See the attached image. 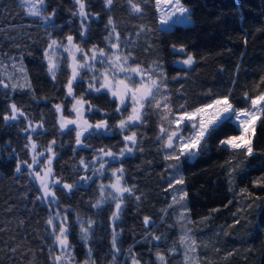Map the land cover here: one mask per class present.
Returning <instances> with one entry per match:
<instances>
[{
	"label": "trees",
	"instance_id": "1",
	"mask_svg": "<svg viewBox=\"0 0 264 264\" xmlns=\"http://www.w3.org/2000/svg\"><path fill=\"white\" fill-rule=\"evenodd\" d=\"M182 2L191 9L192 24L161 29L155 0L141 4L143 14L133 13L127 0H114L110 9L104 0H85L86 11L98 18L90 15L82 37L81 20L73 15L77 11L74 0H46L44 15L56 10L49 21L26 14L20 0H0V79L5 72L11 75L8 70L13 64H23L31 82V89L13 91L0 86V264H55L57 249L47 224L53 208L67 216L68 240L77 262L88 258L90 248L94 264H132L133 255L139 264H159L158 254L165 264H187V258L193 264H264V117L255 127L252 156L219 146L220 140L239 133L231 122H224L207 138V149L195 160L181 157L179 175L170 167L176 161L165 159L172 150L162 148L174 129L175 115L225 95L234 108L249 109L251 99L264 93V0ZM109 17L120 36L119 41L111 40L119 45L115 49L130 57L128 67L139 65L158 80L159 91L151 103H145L142 121L132 122L121 132L119 121L131 114L130 102L117 112V100L107 90H89L94 74L98 77L95 87L100 86L103 65L98 62L95 73L83 69L82 79L73 82L74 97L85 102L82 118L93 125L107 120L112 131L92 136L85 133L78 146L77 129H61V113L55 109L61 104L63 118H76L73 96L67 95L71 78L68 58L59 54L53 79L44 53L51 39L66 44L68 35L85 52L95 46L104 49L105 55L110 53L114 48L105 40L112 30L106 27ZM173 45L177 49L183 45L185 52H173ZM187 54L195 60L190 67L182 63ZM80 57L79 53L82 63ZM11 81L24 83L25 78L17 70ZM13 103L23 115L5 123L3 117L11 115ZM29 123L35 131H24ZM161 128L166 133H161ZM189 129V124L183 128L187 133ZM133 132L138 143L133 147L129 142L132 153L119 156L125 147L124 136ZM29 136L43 159L50 142L55 141L52 175L61 183L52 186L55 202L51 207L37 199L40 190L27 169L32 163L31 148L26 147ZM101 148L110 149L117 158L106 164L102 175H95L91 163ZM81 159L87 168L80 164ZM25 161L16 172V164ZM121 167L122 185L134 191L124 193L120 218L113 225L115 203L94 205L101 199L100 184L110 182L112 170ZM85 177L91 179H82ZM181 177L183 183L177 184ZM64 183L74 187L69 191L63 188ZM146 216L150 218L147 226ZM77 217L94 221L87 242L80 238ZM113 227L119 233L120 249L115 262Z\"/></svg>",
	"mask_w": 264,
	"mask_h": 264
},
{
	"label": "snow or ice",
	"instance_id": "2",
	"mask_svg": "<svg viewBox=\"0 0 264 264\" xmlns=\"http://www.w3.org/2000/svg\"><path fill=\"white\" fill-rule=\"evenodd\" d=\"M21 5L26 8V14L31 16L41 17L45 21H49L56 15V10L54 9L52 13L48 15H44V11L46 10V0H20ZM145 0H140L139 3L133 2V0H127L128 5L130 6V10L135 14H143V9L141 8V4L144 3ZM74 4L77 5V11L73 13L74 16H78L81 20L80 24V35L83 37L87 29L89 27V17L96 16L98 18V14H90L86 11L85 0H74ZM114 4V0H104V5L106 8H111ZM155 7L158 13H161L159 19L161 24L163 25H188L192 23L191 9L186 7L182 0H155ZM111 26V31L109 35L105 37V40L108 41L112 48H118V43H111L113 37L117 41H119V33L115 31V25L112 17L108 18V22L106 27ZM145 28L144 25L140 26L141 31ZM67 43L65 44L63 41H58L56 39H51L48 48L45 49L44 58L48 61V72L52 76L53 79L56 78V71L59 67V60L54 59L56 55V48H63L67 51L71 57V63L69 67L71 68V78L68 80L66 85L67 87V95L73 96L75 103L72 105V110L77 114L78 118H82L83 116V99H76L73 95V82L79 79H82L80 73L83 69H88L95 73V62L100 61L101 63H107L108 69L101 73V83L99 87H95V82L98 77L94 74L91 78V82L89 83V90L100 92L102 89H107L111 92V95L119 100V105L117 107V112L121 111L120 106L126 107V98L130 99L132 102V112L126 118H123L119 121V130L123 132L132 122L142 121L144 112L142 111L145 107V103H151V100L155 98V94L159 91L158 80L152 79V76L149 72L143 70L139 65L136 67H125L129 60V56L115 55L114 59L112 56L105 55L104 49H96L93 46L92 49L88 52H85L83 48H81L78 44L74 42V38L71 35L66 37ZM173 52H185V48L183 45L180 46L179 49L176 48L175 45L172 46ZM51 50V52H50ZM77 53L81 54L80 59L83 60V63L77 59ZM99 53V55H98ZM194 56L192 54H187L186 59L182 60V63L187 66H192L194 64ZM22 64V58H21ZM15 67V64H13ZM19 72L22 73L25 77L24 83H5L4 80L0 79V86H2L5 90L11 89L13 91L17 89L29 88L31 89V82L27 80V72L21 67ZM123 72L126 74L127 80H133L134 77L132 74H141V76H147V82L141 79V83L135 87L130 88L124 80L117 81L113 83L111 77H115L118 73ZM162 73V69H161ZM163 74V73H162ZM9 80H12V77H9ZM247 95V94H245ZM156 107L159 108L160 104L157 102ZM165 108H168L167 103L164 105ZM55 109L57 112L61 113V119L59 121L60 128L64 129L69 124L76 125V145L81 146L82 140L81 137L88 134V136L103 135L106 133H110L112 131V127L109 126L107 120L97 121L94 125L89 124L87 120H83L82 123L80 120H67L63 118V106L61 104L55 105ZM183 109V106H181ZM11 115H5L3 117L5 123L9 121L18 120L20 115H23V112L20 108L17 107L15 103L10 105ZM88 111H92L91 106H89ZM170 111V109H169ZM264 117V94H261L253 99H251V109H236L233 104L229 101V96L225 95L222 98H217L212 101L210 104H205L202 107L196 108L193 112L189 113L187 111H183L182 114L176 119L175 123L177 128L175 131L167 134V141L162 145V148L167 152V150H172L171 155L166 154V160H174L175 164L170 165V167L175 168L177 175H179L181 169L180 160L183 157L186 160H195L199 155H201L207 149V138L214 135V133L219 129V127L224 122H231L236 128L239 130L240 134L238 136H228L225 139L220 140L219 146L229 148L233 151L242 150L245 156H252L254 154L252 139L255 133V125L258 120ZM167 118V117H165ZM198 118V119H197ZM264 122V121H262ZM188 124H191V128L189 129V133L186 136L183 132V128L187 127ZM39 127H43V125H39ZM28 129H32L35 131V127L29 123L28 128L24 129V131H28ZM161 133H166V129L161 128ZM163 137H158V139H162ZM29 145L26 147L31 148L32 151H35L37 148V144L32 140V137H28ZM125 147L120 150L119 156H124L126 153H132L133 147L138 143L136 139V133H132L131 135L124 136ZM129 142L133 147H129ZM55 144V141L50 142L46 151L51 153L48 157L47 167L43 171V175L40 172L30 171L29 175L33 176V178L38 181L40 186V191L42 192V196H38L37 199H45L47 200L49 197L52 198V202H55V192L52 191L51 184L61 183V181L53 180L49 181V177L52 176V159L56 155L53 152L52 145ZM179 153L176 155L175 153ZM38 155H43V153H39ZM104 157H111L112 159L117 158V154L113 153L110 149L105 150L101 148L97 155L93 157V160L100 161V168L96 171L103 174L104 165L107 161ZM21 163L18 162L16 164V172L21 171ZM39 163L36 156L32 157V163L28 164L27 167L32 170L33 165ZM80 164L87 168L89 165L81 159ZM123 167L119 169L112 170V176L115 177L114 181L110 185H100L101 188V199L97 200L94 207H99L102 203H108L109 200L115 202V211L112 212L111 219L113 225H115L116 221L120 218V213L122 211V204L124 199V193H133L134 188L131 187H123L122 186V177H123ZM119 173V175H118ZM82 179H91V177H85ZM177 184L183 183V178L176 180ZM172 186L171 184L169 185ZM74 185L72 184H63V188L69 191L72 190ZM107 188H111L113 191L108 192L107 198L104 197V191ZM186 195V193H184ZM139 197H137V200ZM183 199V196H181ZM174 203L176 202V197H173ZM59 219L60 223L57 225L55 220ZM77 222L80 225V238L87 242L91 235V227L94 224V221L91 219L84 220L80 217H77ZM150 223L149 217H144V224L147 226ZM47 224L50 225L53 229L52 235L54 236L53 244L58 246L61 254L54 258L55 264H60L61 260L66 259L67 262H70L73 259L72 256V245L68 240L69 225L67 223V216L64 215L61 218V213L57 211L54 216L50 215L47 219ZM59 228V231H56V228ZM119 233L113 227L112 230V249L114 252L113 261L115 262V253H118L120 249L117 247V239ZM155 240H160L161 237H154ZM184 237H181V242L184 241ZM194 243V242H193ZM130 251V250H129ZM92 250L88 249L89 258H91ZM157 259L161 261V264H164V257L162 255L157 256ZM133 264H139L138 259L133 255L132 256ZM86 264L88 262L86 261ZM94 264V262H93Z\"/></svg>",
	"mask_w": 264,
	"mask_h": 264
},
{
	"label": "rangeland",
	"instance_id": "3",
	"mask_svg": "<svg viewBox=\"0 0 264 264\" xmlns=\"http://www.w3.org/2000/svg\"><path fill=\"white\" fill-rule=\"evenodd\" d=\"M183 3V2H182ZM184 4V3H183ZM186 7H188L186 4H184ZM160 15H161V13H158V21H159V26H160V28L161 29H169V28H171L173 25H171V26H169V25H163V24H161V22H160V19H159V17H160ZM192 24V23H191ZM188 25H190V24H188ZM50 52H51V50H50ZM55 53H56V55L54 56V59H58V56H59V54L60 53H64L65 55H66V57L68 58V63L70 64L72 61H71V57H70V55H69V53L67 52V51H65L63 48H56L55 49ZM114 54L115 55H120L121 57H123L124 55H122L121 54V52L120 51H118L117 49H111V52L110 53H107L106 54V57L107 56H112L113 57V59H114ZM89 55H90V52H89ZM98 55H99V53H98ZM78 56H79V53H77V59H78ZM45 61L47 62V65H48V61L45 59ZM98 62H100V61H96L95 62V66H96V64L98 63ZM83 63V62H82ZM101 63V62H100ZM102 65H103V68H101V73L102 72H104L106 69H108V64L107 63H101ZM19 67H23L24 68V65L22 64V65H19V64H16V67H14L13 69H9L8 70V72L11 74V75H9L8 73H4L2 76H3V80L5 81V83H17V82H12V81H10L9 80V77H12V75L13 74H15V72H17V70H18V72H19ZM125 67H128V65L127 64H125ZM70 68V67H69ZM70 74H72L71 73V68H70ZM133 75V77H134V79L133 80H127L126 79V74L125 73H123V72H120V73H118L115 77H111V79H112V81H113V83H115V82H117V81H120V80H124L125 81V83H127L128 85H129V87L130 88H135V87H137L140 83H141V79L143 78V80L145 81V82H147V79H145L144 77L145 76H141V74H132ZM25 78V77H24ZM5 79H7V81L5 80ZM22 82V81H21ZM21 82H19V83H21ZM26 89H28V88H26ZM105 90H107V89H105ZM108 91V90H107ZM108 93L110 94V96L111 97H113L112 95H111V92H109L108 91ZM262 94H264V93H262ZM113 98H115V97H113ZM116 100H117V103H118V105H119V100L117 99V98H115ZM126 102H130V111L132 112V102H131V100L130 99H128V98H126ZM74 103H75V100H74ZM210 103H212V102H210ZM209 103V104H210ZM200 107H202V106H200ZM198 108V107H197ZM196 109V108H195ZM195 109H192V110H190V111H187V112H189V113H191V112H193ZM251 109V107L248 109V110H250ZM83 111H84V109H83ZM182 113H179V114H177V115H175V117H174V129L172 130V131H175L176 130V128H177V125H176V123H175V121H176V119L181 115ZM60 119H61V117H60ZM198 119V118H197ZM74 120H80V122L82 123V121H83V118H78L77 117V114H76V118L74 119ZM258 122V121H257ZM257 122H256V124H257ZM67 126H74L75 128H76V125H74V124H69V125H67ZM189 127L191 128V124H189ZM255 127H256V125H255ZM77 129V128H76ZM183 130V129H182ZM171 131V132H172ZM170 132V133H171ZM183 132H184V130H183ZM184 134L187 136L188 135V133L185 131L184 132ZM240 134V132L238 133V134H235V135H231V136H238ZM254 136V135H253ZM225 139V138H224ZM31 153H32V157L35 155L36 156V158H37V160L39 161V163H37V164H34L33 165V169L32 170H30L28 167H27V169L29 170V171H36V172H40L41 173V175H43V171L46 169V167H47V161H48V157L50 156V153H48L47 154V157L45 158V159H43V156L44 155H38L35 151H32L31 150ZM43 159V164H40V160H42ZM104 159L107 161V163L109 162V161H111L112 160V158L111 157H104ZM106 163V164H107ZM106 164L104 165V168H105V166H106ZM91 166H92V168H93V170H94V174L95 175H101L100 174V172H98V171H96L97 169H99L100 168V161L99 160H94L92 163H91ZM112 175V174H111ZM118 175H119V173H118ZM31 178H32V180L36 183V185L38 186V188H39V190H40V186H39V183H38V181H36L34 178H33V176H31ZM49 181H50V183H51V181H53L54 180V178H53V175L52 176H50L49 178ZM114 179H115V177H113L112 176V179H111V181L110 182H108V183H106V184H100V185H110L113 181H114ZM53 186V184H51V187ZM123 186V185H122ZM124 187V186H123ZM100 191H101V188H100ZM110 191H113L111 188H107V189H105V191H104V197L105 198H107V194H108V192H110ZM40 196H42V192L40 191ZM102 198V197H101ZM45 205H47V206H49V207H51V204H54V202H52V198L51 197H49L47 200H45V199H40ZM110 201V200H109ZM115 203V202H114ZM58 210L57 209H54L53 208V210H51V212H50V215H53L54 216V214L57 212ZM64 215L63 214H61V218L63 217ZM55 223L57 224V225H59V223H60V220L59 219H56L55 220ZM50 226V225H49ZM50 229H51V237H52V241H54V236L52 235V231H53V229H52V227L50 226ZM56 231L58 232L59 231V228L57 227L56 228ZM54 245V244H53ZM55 247H56V249H57V255L56 256H59L60 254H61V252H60V249L58 248V246H56V245H54ZM71 251H72V256H73V259L70 261V262H67V264H86V261L88 262V264H93L92 263V261H91V258H89V255H88V258L87 259H85V260H83V261H79V262H77L76 261V255H75V253H74V251H73V249H71ZM157 259V258H156ZM157 261L159 262V264H161V261L160 260H158L157 259ZM186 262H187V264H193V261L192 260H190V259H188L187 258V260H186ZM60 264H66V259L65 260H61L60 261ZM132 264H133V261H132ZM165 264V263H164Z\"/></svg>",
	"mask_w": 264,
	"mask_h": 264
}]
</instances>
